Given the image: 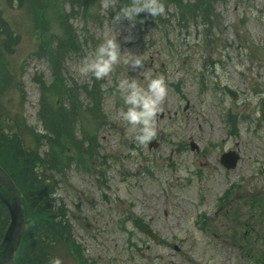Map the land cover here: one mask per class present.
<instances>
[{
	"label": "rangeland",
	"instance_id": "obj_1",
	"mask_svg": "<svg viewBox=\"0 0 264 264\" xmlns=\"http://www.w3.org/2000/svg\"><path fill=\"white\" fill-rule=\"evenodd\" d=\"M80 1L86 3V16L77 13L74 22L84 50L67 60V82L80 86L90 78L77 67L106 38L117 37L124 54L102 79L106 116L98 124L89 118L83 122L87 135L97 131V152L80 156V164L71 162L57 175V198L67 204L78 247L74 251L58 244L54 258L62 264H264L256 256L264 250V215L251 209V204L258 206L254 196L264 198V0H214L212 24L205 30L181 19L172 0H163L164 16L150 22L142 13L134 24L113 23L120 2ZM42 2L45 8L37 10L38 16L48 15L50 31L60 34L53 15L62 0ZM74 2L82 12L78 5L83 3ZM0 7L21 38L10 62L13 69H24L26 122L40 128V89L33 73L43 71L52 78L46 58L35 57L46 33L26 6L0 0ZM129 53L143 57L141 68L123 63ZM160 75L167 95L150 140L159 145L149 147L150 141L140 145L135 140L139 126L122 119L126 107L118 85L136 78L146 86L149 78ZM224 85L236 91V98ZM254 97H260L256 103L250 99ZM228 113L237 122L234 134L225 123ZM192 143L198 149H191ZM229 149L241 155L232 170L219 160ZM229 189L233 222L218 208ZM253 212H259L257 218ZM135 218L137 226H151L158 240L140 230ZM243 233L253 242L250 253L242 252L236 240Z\"/></svg>",
	"mask_w": 264,
	"mask_h": 264
},
{
	"label": "trees",
	"instance_id": "obj_2",
	"mask_svg": "<svg viewBox=\"0 0 264 264\" xmlns=\"http://www.w3.org/2000/svg\"><path fill=\"white\" fill-rule=\"evenodd\" d=\"M8 1L16 2L20 7L26 6L39 27L45 30L46 36L41 35L35 57L46 58L52 74L49 80L43 71L36 70L33 73L40 89L37 118L44 130L40 133L36 127L26 122L25 86L21 78L24 69L16 66L13 69L10 62L21 38L0 7V163L23 193L28 222L15 264H50L56 245L67 244L74 251L78 247L67 204L58 201L57 197L53 198L51 193L57 192V175L69 167L71 162L80 164V156L89 158L99 148L96 145L97 131L93 130L92 134L87 135L89 131L83 127V122L89 118L98 124V120L106 116L103 111L104 82L90 76L78 86L66 80L67 60L84 50L85 40L74 19L78 18L77 13L86 16V3L78 0L83 3L78 5L82 10L80 12L75 9V0H62L61 10L54 9V19L61 27L60 34L55 35L50 31V17L46 14L38 16L37 10L45 8L42 0ZM111 1L120 2V6L129 2ZM68 2L71 3L68 5ZM172 2L180 11L181 19L200 25L202 30L211 26L214 0ZM145 17L152 22V17ZM177 23L180 24L181 21ZM226 120L231 133L237 132V122L235 123L231 114L228 113ZM70 149L74 150V155H70ZM8 220L7 209L0 201V240ZM140 228H144V225L141 224ZM256 256L259 262L264 261V250Z\"/></svg>",
	"mask_w": 264,
	"mask_h": 264
},
{
	"label": "clouds",
	"instance_id": "obj_3",
	"mask_svg": "<svg viewBox=\"0 0 264 264\" xmlns=\"http://www.w3.org/2000/svg\"><path fill=\"white\" fill-rule=\"evenodd\" d=\"M146 14L152 18L161 17L166 14V8L163 0H129L122 4L118 11H115L112 21L114 24H120L123 21L136 22L140 14ZM252 15H257L252 10ZM121 45L117 37L106 38L98 44L90 57H85L82 63L77 67L81 76H91L95 80H102L112 73L114 66L123 57ZM123 63L128 67L141 68L143 66V57L139 54L129 53L123 58ZM217 73L220 68L217 66ZM120 97L126 110H122V119L129 125L139 126V133L135 140L140 145H145L156 136L154 121L156 115L161 110L162 102L167 95V85L165 78L160 75L149 78L147 85L138 83L136 78L126 79L118 85ZM260 97L250 98L256 103ZM42 133V127L37 128ZM60 195L58 192L51 193L53 198ZM50 264H62L59 258H53Z\"/></svg>",
	"mask_w": 264,
	"mask_h": 264
},
{
	"label": "water",
	"instance_id": "obj_4",
	"mask_svg": "<svg viewBox=\"0 0 264 264\" xmlns=\"http://www.w3.org/2000/svg\"><path fill=\"white\" fill-rule=\"evenodd\" d=\"M225 89L233 98L237 96V93L228 86ZM239 158L240 156L237 151L230 150L222 154L221 162L227 168H234ZM0 200L7 208L9 214V222L0 241V264H15L16 254L20 249L28 225L26 222L23 194L14 179L1 164ZM146 232L154 239L157 238L152 229H147Z\"/></svg>",
	"mask_w": 264,
	"mask_h": 264
},
{
	"label": "flooded vegetation",
	"instance_id": "obj_5",
	"mask_svg": "<svg viewBox=\"0 0 264 264\" xmlns=\"http://www.w3.org/2000/svg\"><path fill=\"white\" fill-rule=\"evenodd\" d=\"M155 145H159V143H157L156 141L154 142ZM233 191V190H232ZM232 191H229L228 193V196L225 197V195H223L222 198H220V200H218V208H223L222 210H224V214H226V217H228V219L230 220V222H233L236 220V215L235 213H232L231 212V208L232 207H235V203H234V200L231 198V193ZM217 208V209H218ZM257 215H255L256 217ZM214 221V220H213ZM137 223H139V221L137 220V218L134 219V224L137 226ZM138 227V226H137ZM148 227H151L149 225H146L145 226V229L148 228ZM139 228V227H138ZM210 228V227H208ZM145 229L143 231H145ZM247 233V232H246ZM215 235H219L218 232H215L214 233ZM244 246L246 247V245L244 243L241 244V248H244ZM147 247H149V245H147ZM253 247H250L249 250H252Z\"/></svg>",
	"mask_w": 264,
	"mask_h": 264
}]
</instances>
